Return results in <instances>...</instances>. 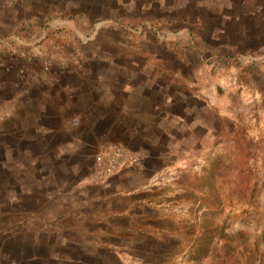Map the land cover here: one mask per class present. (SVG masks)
Wrapping results in <instances>:
<instances>
[{
    "label": "rangeland",
    "instance_id": "rangeland-1",
    "mask_svg": "<svg viewBox=\"0 0 264 264\" xmlns=\"http://www.w3.org/2000/svg\"><path fill=\"white\" fill-rule=\"evenodd\" d=\"M80 1L0 0V263L208 264L190 251L209 215L211 264H264V0ZM125 86L136 120L123 144L140 156L130 167L161 188L99 221L111 175L100 179L93 155L119 134L84 114L108 116ZM29 103L62 118L35 125L56 135L42 148L12 138ZM68 105L90 129L76 151Z\"/></svg>",
    "mask_w": 264,
    "mask_h": 264
},
{
    "label": "crops",
    "instance_id": "crops-1",
    "mask_svg": "<svg viewBox=\"0 0 264 264\" xmlns=\"http://www.w3.org/2000/svg\"><path fill=\"white\" fill-rule=\"evenodd\" d=\"M54 18H51L50 20H53ZM78 61V60H77ZM81 69L80 67L78 68V70ZM84 72V71H83ZM129 72V76H132L133 70L130 69ZM136 72V71H135ZM80 73V71H79ZM85 73V72H84ZM91 78L88 77L85 78V82L88 83L90 81ZM84 76L82 77V75L80 76L78 82H76V84H74V88L72 85H70L71 87H73L75 89V91H77L76 89L79 88H83L84 87ZM89 85V84H87ZM69 86V85H68ZM127 88H130V92H127V96L124 94L125 90H127ZM69 94H71V89L70 91H68ZM100 92V91H99ZM93 90V98L95 97V94L97 93V95L100 96V93ZM133 94V91L131 89V87H127L125 86L123 89L121 88V99L117 100L116 99V103H118L117 105H114V111L113 114L114 116H111V114L108 116L105 114L103 116V120L100 122L102 123L104 126H108V124H110L113 120V127L116 129L117 133L119 134L118 139L119 140L118 143H121L122 145L125 144L124 140H127V135L128 134H133V126L134 123L133 121L136 120V117L131 115L130 113H132L133 110V100L131 99L129 101V96H131ZM157 97L154 93V97L153 99H149V102H147L148 105L150 106H155L157 107L158 105H156L155 103H157V100L161 99V94L160 93H156ZM168 103H166L167 105ZM69 106V105H68ZM74 107L73 105H70L69 108L67 107V111H68V115H66V117H70L71 118V122H75L74 124L77 125L78 128H81V132L79 129H74V132H71V136L74 137L72 134H77L80 133L81 134V138L80 136L78 137L79 139L75 138L76 140H79V142L77 143L78 146L75 144L74 146V150L76 151V149L78 148H83V145H88V137L87 134H89L90 129L87 132V134L84 135V126H82V123H84V121H81L82 118L84 119V117L82 116L77 118L78 115H73L74 113ZM116 107V108H115ZM122 108H126V109H130L129 111L123 112ZM45 111H42V113L46 116V120L50 121V123L53 125L54 123L57 124L56 122L59 119L58 115H56L55 117L50 116V110L48 108L43 109ZM87 111H90L85 115V117L89 116V114L91 113V118H89L90 122H92L93 120L96 119V117L98 116V114L103 113L102 111L98 110L97 107L96 108H90L87 109ZM81 119V120H79ZM57 120V121H56ZM75 120V121H74ZM80 121V122H78ZM68 122H66L67 124ZM96 124V123H95ZM99 124V123H98ZM49 125V123H48ZM68 126V125H67ZM105 126V127H106ZM35 126L32 127V129H34ZM65 131H62L63 133H69L70 132V128L65 127ZM86 129V128H85ZM107 129L104 130V135ZM98 135V138L96 139L95 136ZM97 135H93L89 137L91 143H96V145H99L100 140L99 138H101L102 136L100 135V132H98ZM46 137L48 138V141H50L49 139H55L56 135L54 133H49L46 134ZM115 140V139H114ZM122 140V141H121ZM87 141V142H86ZM75 143V141H74ZM124 143V144H123ZM98 147V146H97ZM97 152H95L96 155ZM95 155H93L95 157ZM137 176V177H136ZM148 180V176L145 174L143 167H139L137 169H133L131 167H122L119 170L115 171L114 173L111 174L107 184L100 186L101 188V192H103V197L105 200H102V206L99 209V212H95V213H91L92 217H96L97 219L106 221L107 220V216L110 215H115L118 216V214L120 213H127L129 210L132 209L133 204L135 205H140V204H145L146 201H148L149 199H152V196H148V194L151 192V194H153L154 189H159L161 188L160 186L157 187H152L154 185H149V183L147 182ZM139 181V182H138ZM99 188V186H98ZM85 189V188H84ZM89 192L90 191H95V185H91L88 186ZM115 198L113 199H108V196H114ZM85 201V200H84ZM99 203V201H98ZM151 203H154V200H151ZM34 218L36 219V221H41L42 215L38 216V215H33ZM85 216V215H84ZM34 219V220H35ZM85 243L82 244V246H84Z\"/></svg>",
    "mask_w": 264,
    "mask_h": 264
},
{
    "label": "trees",
    "instance_id": "trees-1",
    "mask_svg": "<svg viewBox=\"0 0 264 264\" xmlns=\"http://www.w3.org/2000/svg\"><path fill=\"white\" fill-rule=\"evenodd\" d=\"M103 1H105V0H99V2H103ZM80 2H83V1L81 0ZM80 2H79V4H82ZM91 2L92 1L89 0V3H91ZM89 44H91V42ZM84 49H87V48H84ZM85 94H86V96H88L87 93H85ZM85 94L83 93L82 96L85 95ZM104 94H105V92H104ZM106 96H109V93H107ZM107 100L110 101L109 97L107 98ZM30 104L31 103H29V105L25 107V116H24L25 119L23 120V122H25V123H24V126H22L23 127V129H21L22 131L18 132L16 135H13L12 138H15V142L14 143H16V145L18 147L21 146V144H20L21 142H29L30 143L29 145L32 148H34V147L42 148V147H45V145L47 146L46 135L35 134L33 132L32 127L35 126L37 123L43 122V121L46 120V116L42 113V111H45V110L41 111L37 107H35L32 110L30 108ZM116 105H117V103H116ZM105 114L106 113H104V112L98 114L96 119L93 120L92 121L93 123H91V124H95V123L98 124L99 122H101L103 120V116ZM108 114L109 115L111 114V116H114L113 111H111V113L108 112ZM49 115L52 116V117H55V114L51 113V110H50V114ZM111 123L108 124L107 128H110V127L113 126V120H112ZM19 127H21V126H18V128ZM112 132L113 133H117L115 128L113 129ZM93 134L94 135L98 134L97 128L96 129L93 128ZM48 152H51V150H48ZM224 167L225 166L221 167L219 164L218 165L214 164L212 166V174H211V176L213 177L215 175V178L216 177L217 178L218 177L221 178L222 170H223ZM199 226L200 227L198 228V232H197V235H196L194 243H193V248L190 251V256H191V258L193 260L200 261V263L203 262L204 257L209 258L208 256H210V258H209L210 260H209L208 264H211V261H212L211 257L213 255H216V248L213 245V240H214V232H215V230H216V228L218 226V223L217 224L213 223L212 218L208 215V216H204L203 217V219L200 222ZM228 246L230 247L231 245L229 244ZM223 258L224 257L222 256L221 260L217 261L218 264H222L223 262H225L223 260Z\"/></svg>",
    "mask_w": 264,
    "mask_h": 264
},
{
    "label": "built area",
    "instance_id": "built-area-1",
    "mask_svg": "<svg viewBox=\"0 0 264 264\" xmlns=\"http://www.w3.org/2000/svg\"><path fill=\"white\" fill-rule=\"evenodd\" d=\"M44 70H48L45 63ZM140 162L139 153L129 149L118 142H107L95 155V170L100 179L104 181L109 175L122 167H130Z\"/></svg>",
    "mask_w": 264,
    "mask_h": 264
}]
</instances>
